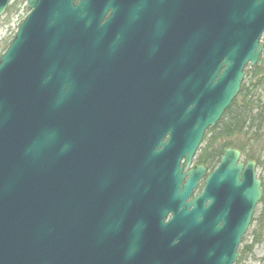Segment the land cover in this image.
I'll return each mask as SVG.
<instances>
[{
	"label": "water",
	"instance_id": "1",
	"mask_svg": "<svg viewBox=\"0 0 264 264\" xmlns=\"http://www.w3.org/2000/svg\"><path fill=\"white\" fill-rule=\"evenodd\" d=\"M207 1L180 23L161 10L132 53L111 42V0L27 1L0 57V264H111V196L158 198L147 264L236 263L257 163L228 148L192 202L206 168L189 169L263 64L264 0Z\"/></svg>",
	"mask_w": 264,
	"mask_h": 264
},
{
	"label": "flooded vegetation",
	"instance_id": "2",
	"mask_svg": "<svg viewBox=\"0 0 264 264\" xmlns=\"http://www.w3.org/2000/svg\"><path fill=\"white\" fill-rule=\"evenodd\" d=\"M79 1L76 0L77 3ZM169 5L174 10L175 22L180 23L182 19L193 15V9L207 8L209 4L207 0H111V42L125 43L127 53H132L133 44L157 42L154 27L159 15L161 16L160 11L169 9ZM107 18L108 16L105 21ZM228 148L221 154L217 152L216 147L208 149L201 160L195 156L190 169L204 166L206 172L189 202L194 201L203 192L207 177L219 167ZM184 162L183 160L181 163L183 166ZM157 202V197L111 196V226L115 228L117 240L115 245H111V264H147L144 259L143 241L147 236L150 239L153 236V240L158 238V224L163 216ZM190 209H194V206ZM171 217V213L167 214L164 221H169ZM132 233L136 236H132ZM132 246L136 248L135 254L126 259L124 251L131 250Z\"/></svg>",
	"mask_w": 264,
	"mask_h": 264
},
{
	"label": "trees",
	"instance_id": "3",
	"mask_svg": "<svg viewBox=\"0 0 264 264\" xmlns=\"http://www.w3.org/2000/svg\"><path fill=\"white\" fill-rule=\"evenodd\" d=\"M248 74L250 76L249 84H243L239 96L228 108L216 129L207 132V134H214L209 139L206 151L216 147L218 149L216 151L221 154L225 148L234 147L243 153L241 135L249 136L248 140L257 144L264 141V133L262 134L264 132V106L260 105V93L264 91V63L261 67L251 68ZM255 157V154L248 156L249 160L255 159ZM261 204L259 217L255 220L258 231L254 244L264 230V198ZM241 260L243 257L238 262L240 263Z\"/></svg>",
	"mask_w": 264,
	"mask_h": 264
},
{
	"label": "rangeland",
	"instance_id": "4",
	"mask_svg": "<svg viewBox=\"0 0 264 264\" xmlns=\"http://www.w3.org/2000/svg\"><path fill=\"white\" fill-rule=\"evenodd\" d=\"M28 0H12L10 6L8 7L6 13L0 18V56L3 54L4 50L11 43L15 37L20 25L24 19L29 14ZM264 42V38L262 39ZM264 59V52L262 55ZM253 67H248L246 69V75L244 79V84H249L250 76L248 71ZM261 103L264 106V91L260 93ZM254 114V113H253ZM216 129V128H214ZM264 132H262L263 134ZM214 133H209L204 137V141L197 152V158L202 159L204 154H206V147L209 144V139ZM249 136L244 137L241 135L240 140L243 144V153L241 161L247 162L249 160L248 156L255 154V161L257 162V175L262 181V187L264 190V141L262 143H255L248 140ZM262 204L258 205L255 210L253 222L244 237L242 244L239 247L240 256L243 257L241 262L236 264H264V230L259 235L257 242L254 244L257 233V222L255 221L260 214Z\"/></svg>",
	"mask_w": 264,
	"mask_h": 264
}]
</instances>
